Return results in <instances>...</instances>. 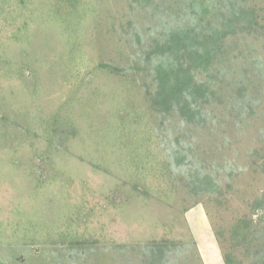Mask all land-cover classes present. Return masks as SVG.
<instances>
[{"label": "rangeland", "instance_id": "1", "mask_svg": "<svg viewBox=\"0 0 264 264\" xmlns=\"http://www.w3.org/2000/svg\"><path fill=\"white\" fill-rule=\"evenodd\" d=\"M215 29L187 122L162 44ZM263 194L264 0H0V264H252Z\"/></svg>", "mask_w": 264, "mask_h": 264}, {"label": "trees", "instance_id": "2", "mask_svg": "<svg viewBox=\"0 0 264 264\" xmlns=\"http://www.w3.org/2000/svg\"><path fill=\"white\" fill-rule=\"evenodd\" d=\"M190 33V30H187V33L183 30L172 31L162 44L160 51V56L164 53H166L167 56H172V66L170 64L169 66H164L160 63L155 68V72L157 71V78L160 80V91L157 93L158 101H162L167 98L166 102L171 104L173 101H171L172 97H175L174 107L175 104L177 106L179 105L180 110L183 111V114L181 115L187 122L191 121V119H197L200 116L199 108L191 110L194 112H190L189 110L190 97L193 96L191 86L192 75L190 74L193 70L192 67L200 69L205 64H210L215 59L216 55L221 52L222 44H224V38L222 37L228 32H224L221 36H219L221 31L215 29L212 32L213 34L208 37L199 35L195 37V35L191 36ZM185 35L187 37H184ZM181 47L185 48V55H187V69L185 68V70H177V68H175L176 63L180 64L179 59L182 50ZM202 86L203 85H200L199 87ZM186 98L187 101L185 100ZM262 197V201L259 202L264 203V194ZM261 221L262 220L259 222ZM244 222V226H247L248 223L246 221ZM259 222L257 225L260 224ZM262 252L264 254V245L262 247ZM155 255L156 252L154 254L152 252V256L155 257ZM224 264H239V262L230 254H225ZM252 264H264V256L261 257L259 251L255 253V260Z\"/></svg>", "mask_w": 264, "mask_h": 264}]
</instances>
